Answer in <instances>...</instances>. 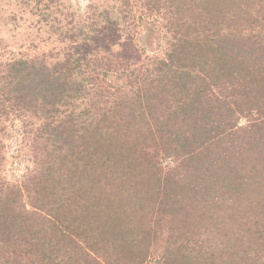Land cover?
<instances>
[{
	"label": "trees",
	"instance_id": "1",
	"mask_svg": "<svg viewBox=\"0 0 264 264\" xmlns=\"http://www.w3.org/2000/svg\"><path fill=\"white\" fill-rule=\"evenodd\" d=\"M0 264H264V0H0Z\"/></svg>",
	"mask_w": 264,
	"mask_h": 264
},
{
	"label": "rangeland",
	"instance_id": "2",
	"mask_svg": "<svg viewBox=\"0 0 264 264\" xmlns=\"http://www.w3.org/2000/svg\"><path fill=\"white\" fill-rule=\"evenodd\" d=\"M74 1H76V2H78V3H84V0H74ZM138 31H139V34H140V35H143L144 39H145L147 42H149L151 48L157 46L156 41H154V42L152 41V42H151L150 34L148 33V31H146L144 28H139ZM156 40H157V39H156ZM13 144H14V143H13Z\"/></svg>",
	"mask_w": 264,
	"mask_h": 264
}]
</instances>
